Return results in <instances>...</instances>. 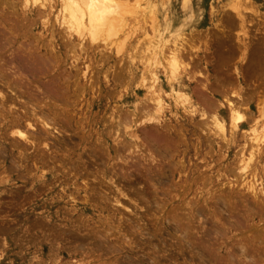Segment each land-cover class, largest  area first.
<instances>
[{
    "label": "rangeland",
    "instance_id": "374dc122",
    "mask_svg": "<svg viewBox=\"0 0 264 264\" xmlns=\"http://www.w3.org/2000/svg\"><path fill=\"white\" fill-rule=\"evenodd\" d=\"M3 1L0 0V72L5 74L0 75V91L4 98L0 96V264H111L115 259L127 256L124 251L133 253L132 258L143 264V261L146 264H200L202 262L196 256V249L200 248L204 251L202 257L205 264H264V172L258 170L253 174L255 168L264 167V163L260 164L263 158L256 156L248 161L249 146L244 150L242 145L247 147L250 134L247 132V138L242 134L234 138V131L229 129L231 126L227 110L228 101L233 104L237 102L239 106L243 100L246 105H240L241 110L237 109V112L245 116L243 130H250L254 126L264 130L261 126H264V0H190V8H183V0H127L130 1L129 7L131 4L133 6L130 12L126 6L128 14H123V23L131 28L118 31L117 35L109 37L104 43L99 40L92 43L95 47L91 52L85 45L73 47L75 44L67 40L64 28L55 23L54 11L47 16L41 14L40 6H30V2L27 7H23V0ZM230 5L239 10L242 8L239 11L241 19L237 18L243 23L234 18L236 13L233 14ZM155 10L157 12H153ZM224 13H228V16ZM167 17L173 23L169 33L166 31L163 34L164 42L169 40L166 42L167 45L170 43L169 47L173 41L182 42V39V44L190 39L187 44L191 46L184 43L185 48L200 47L198 54L195 50L190 51L193 57L190 56V60L196 66L200 62L198 68L201 73L195 71L189 77L196 74L191 78H197L198 81L193 79V82L191 79L190 92L201 111L198 108L199 112L191 115L172 102L163 114L151 113L160 121L157 131L148 128L156 122H146L153 118L151 114L141 117H145L142 120L145 122L138 119V123L124 124L122 118L128 120L130 113L138 112L139 107L146 111L149 107L144 105L151 106L141 85V75H147L141 71L142 61L137 58L141 60V54L143 56L144 44H141H148V40L143 38L153 33L150 27L156 18L161 25ZM229 18H234L237 25L232 21L227 22ZM195 30L198 34L194 33ZM191 32L195 34L194 38ZM126 33L132 36L127 38ZM188 36L191 38L188 39ZM138 40L140 50L134 47ZM132 48L134 50L131 51ZM242 50H245L246 55ZM133 51L142 53H135L134 58ZM167 53L164 50V54ZM18 67L21 68V75L18 74ZM205 77H208L209 82L205 81ZM191 88L198 93L203 90L198 96ZM46 91L51 94H48L50 97L45 94ZM201 95V99L206 100L204 104L208 100L211 108L203 107L201 99L197 98ZM219 102L222 106L220 115L226 123V134L223 136H220L222 134L213 126L211 119V115L216 112L212 107L219 108ZM207 109L209 112H204ZM43 116L46 120L51 117L52 121L48 122L51 125L49 131H42V136L47 134L43 137L47 140L42 139L47 142V147L41 145L43 142L38 138L33 140L34 147L33 143L23 142L17 137L15 132L19 129L15 119L30 122L34 119V130L41 132L39 129L43 127L39 126L41 121L38 117ZM24 117L29 118L27 120ZM133 130L136 132L133 137L126 134ZM28 131V135L35 133ZM144 132L149 136H145ZM147 137L152 138L149 141L151 144ZM13 138L19 139V142ZM38 140L40 146L37 145ZM125 143L127 146L130 144L129 150ZM237 160L241 161L240 164ZM37 169H43V172L49 174L50 182L47 187L38 188V192L33 189L31 192L26 180L30 171L38 176L40 172ZM254 176L258 178V198L255 199L246 191L244 193L247 195L239 192L234 194V190L247 189L246 186L253 182ZM65 219L70 222L67 228ZM30 224H34L31 232L28 229ZM175 229L179 230L178 233ZM107 242L115 250L114 253L107 250ZM119 251L123 254H117Z\"/></svg>",
    "mask_w": 264,
    "mask_h": 264
},
{
    "label": "bare ground",
    "instance_id": "6f19581e",
    "mask_svg": "<svg viewBox=\"0 0 264 264\" xmlns=\"http://www.w3.org/2000/svg\"><path fill=\"white\" fill-rule=\"evenodd\" d=\"M5 1V0H4ZM3 1V2H4ZM9 1V0H8ZM8 1H6V2H8ZM24 1V6L23 7H27V5H28V3L30 2V6L32 5V6H36V5H38L37 6V8H39V6H40V8L42 9V12H41V14H44V15H47V16H49L53 11L55 12V13H53V16H54V20H55V23H57V25L59 26V27H61L64 31H66V33L68 34H66L65 32H63L64 33V35H65V37L66 36H68V38H67V40L68 41H70V43L72 44V45H74L73 47L75 48H78L77 46H79V45H85V46H87V49L91 52V51H94V50H92L95 46H92V43H96V41H98L99 40V42L100 41H102L103 43L109 38V37H111V36H113V35H117L118 33V31H122V29H124V28H128L129 26L126 24V23H123V14L125 13V14H128V12H130V11H132V9H130V7L131 6H133L132 4L130 5V7H129V4H130V1L129 2H127V0H23ZM172 1V0H171ZM189 1L190 0H183L182 1V6H183V8H187V7H189L190 8V6H188L190 3H189ZM138 3V2H137ZM161 3V2H160ZM179 3H180V1H179ZM251 3V2H250ZM12 4H14V3H12ZM175 4V3H174ZM249 4V3H248ZM3 5V4H2ZM136 5H138V4H136ZM157 5H158V3H157ZM234 5H236V3L234 4ZM234 5H230V6H232L231 7V9H233L234 10V12H233V10H231L232 12H233V14L234 13H236V16H234V18H240L241 19V14H240V12L239 11H241V9L239 10V8H236V6L234 7ZM239 5V4H238ZM8 6V5H7ZM129 8V9H127V7ZM166 6V5H165ZM245 6H247V5H245ZM134 7H135V5H134ZM139 7V6H138ZM160 7H161V5H160ZM239 7H240V5H239ZM11 8V7H10ZM150 8L151 9H154L153 8V6H150ZM164 8V7H163ZM163 8H162V10H163ZM168 8V7H167ZM236 8V9H235ZM250 8V7H249ZM33 9V8H32ZM125 9H127L128 10V12H126L125 11ZM159 9V8H158ZM166 9V8H165ZM170 9V8H169ZM180 9V8H179ZM247 9V8H246ZM253 9V8H252ZM130 10V11H129ZM157 10V9H156ZM153 11V12H157V11ZM161 10V12H163ZM182 10V9H181ZM200 10V9H199ZM198 10V11H199ZM183 11V10H182ZM37 12H39V9H38V11ZM134 12H136V11H134ZM159 12V11H158ZM255 13V12H254ZM38 14V13H37ZM134 14V13H133ZM137 14V13H136ZM181 14V13H180ZM225 14V13H224ZM227 14V16H228V13H226ZM225 14V15H226ZM252 14V13H251ZM39 15V14H38ZM163 15V14H162ZM166 15V14H165ZM184 14H182V16H183ZM223 15V14H222ZM235 15V14H234ZM40 16V15H39ZM43 16V15H42ZM135 16V15H134ZM168 16H169V14H168ZM171 16V15H170ZM181 16V17H182ZM192 16V15H191ZM231 15L229 14V17H230ZM144 18V17H143ZM147 18H148V16H147ZM163 18V17H162ZM178 18V17H177ZM230 19L229 18V20L230 21H227V22H234L235 24H236V21H234L235 19ZM237 18V20H239ZM244 18V17H243ZM125 19V18H124ZM136 19H138V18H136ZM227 19V18H226ZM245 19H246V17H245ZM245 19L243 20V21H245ZM23 20H26V19H23ZM44 20H46V18L44 19ZM150 20H152L151 18H150ZM179 20V19H178ZM177 20V21H178ZM181 20V19H180ZM220 20V19H219ZM252 20V19H251ZM153 21V20H152ZM240 21V20H239ZM239 21H237V23L239 22ZM247 21V20H246ZM249 21V20H248ZM48 22V21H47ZM144 22V21H143ZM151 22V21H150ZM155 23L154 24H152V27H150V28H152L151 30H153V31H151V32H153V33H151V35H150V37H144L143 39H147L148 40V44H147V46L145 45V42L144 43H142L141 44V46L144 48V52H143V56H144V58L142 59V54H141V60H140V58H137V59H139V61H142L141 62V66H143V68H141V71H143L144 73H146V75L147 76H144L143 74L141 75V78H142V82H141V85H142V88H144V91H145V94H147L148 95V101H150V102H148V103H150L151 104V106H153V112L151 111V109H150V107L151 106H149V104L147 105L146 103H145V101H146V99H145V101H144V103L146 104V106L144 105V107H149L146 111H143L145 108H143V110H142V108L141 107H139L138 109H139V111L138 112H136V111H133V112H129L131 115V117L130 118H128V120L127 119H124V118H122L123 120V123L124 124H135V123H138V119H141V117L142 116H144L145 114L146 115H149V114H151V113H158V114H163L164 113V110L166 109V107L168 108L169 107V105H170V103H172L173 102V104L174 105H176V106H179V107H181L184 111H186L188 114H191V115H194V114H196V112H199V110H198V106H197V103H195V101H194V99H193V95H192V93L190 92V86H191V79H192V81H193V79L194 78H191V77H194V76H191V77H189L190 75H192L193 73H195V71H196V73H199L201 70L198 68V65L200 64V62H198L197 64V66L196 65H194L193 63H191V60H190V51H193V50H195V52L198 54V53H200V47H198L196 44H193V43H191V44H193L194 46L196 45L197 47H189V46H191L190 45V43L189 44H187V42H190L189 40V37L190 36H188V41L187 42H184V43H186V45H189V46H187V47H189V48H185V45H184V43L182 44V42L184 41L183 39L181 40L182 42H176V41H173V43L171 44V47H169V45H170V43H169V45H167L168 43H166V42H168L169 40H166V42H164V40H163V34H164V32H168L169 30H170V28L172 27V20L171 19H169V17H167V18H164V20H163V23L160 25V24H158L159 22H158V20H157V18H156V20L154 21ZM196 22V21H195ZM226 22V21H225ZM231 22V23H232ZM240 22H242V20L240 21ZM54 23V22H53ZM134 23V22H133ZM145 23V22H144ZM153 23V22H152ZM188 23V22H187ZM243 23V22H242ZM135 24V23H134ZM184 24H185V22H184ZM234 24V25H235ZM240 24V23H239ZM182 25V24H181ZM227 25V24H226ZM229 25V24H228ZM227 25V26H228ZM237 25V24H236ZM248 25V24H247ZM19 26V25H18ZM52 26V25H51ZM148 26H150V25H148ZM186 26V25H185ZM191 26V25H190ZM223 26V25H222ZM60 28V29H61ZM129 28H131V27H129ZM129 28H128V30H129ZM134 28V27H133ZM136 28V27H135ZM149 28V27H148ZM173 28H176V27H174L173 26ZM183 28H184V26H183ZM193 28V27H192ZM239 28H240V26H239ZM244 28H245V26H244ZM253 28V27H252ZM187 29H188V27H187ZM195 29V28H194ZM200 29H201V27H200ZM219 29H221V28H219ZM225 29V28H224ZM231 29V28H230ZM236 29V28H235ZM26 30V29H25ZM140 30H141V28H140ZM162 30V31H161ZM171 30H173V29H171ZM183 30V29H182ZM197 30V29H196ZM195 30V31H196ZM222 30V29H221ZM178 31V30H177ZM181 31V30H180ZM191 31V30H190ZM229 31V30H228ZM235 31V30H234ZM253 31V30H252ZM251 31V32H252ZM127 32V31H126ZM136 32V31H135ZM174 32V31H173ZM185 32V31H184ZM205 32V31H204ZM220 31H218V33H219ZM61 33V32H60ZM117 33V34H116ZM124 33V32H123ZM128 33V32H127ZM126 33V35H127V38L128 37H130V36H132V35H130V34H127ZM133 33V32H132ZM169 33V32H168ZM191 33H193V32H191ZM195 34H198L197 33V31L196 32H194ZM193 33V36H192V38H194V34ZM200 33V32H199ZM221 33H223V32H221ZM224 33H225V30H224ZM228 33V32H227ZM237 33V32H236ZM136 34V33H135ZM134 34V35H135ZM205 34V33H204ZM203 34V35H204ZM208 34V33H207ZM125 35V36H126ZM186 35V34H185ZM245 35H247V34H245ZM249 35V34H248ZM201 36V35H200ZM199 36V37H200ZM205 36V35H204ZM207 36V35H206ZM213 36V35H212ZM223 36V35H222ZM64 37V38H65ZM167 37V36H166ZM181 37H182V35H181ZM180 37V38H181ZM196 37V36H195ZM199 37H197L198 39H199ZM239 37V36H238ZM174 38V37H173ZM172 38V39H173ZM183 38V37H182ZM185 38V37H184ZM191 38V37H190ZM201 38V37H200ZM203 38V37H202ZM204 38H206V37H204ZM227 38V37H226ZM250 38V37H249ZM125 39H126V37H125ZM124 39V40H125ZM142 39V40H143ZM171 39V40H172ZM198 39H197V41H198ZM174 40V39H173ZM177 40V39H176ZM187 40V39H186ZM185 40V41H186ZM194 40V39H193ZM193 40H191L192 42H194ZM200 40H202V39H200ZM116 41H118V40H116ZM120 41V40H119ZM145 41V40H144ZM246 41V40H245ZM263 41V40H262ZM199 42V41H198ZM227 42V41H226ZM251 42H253L254 43V41H251ZM36 43V42H35ZM62 43V42H61ZM113 43V42H112ZM122 43V42H121ZM140 42H139V40H138V43H137V45L139 44ZM223 43H224V41H223ZM249 43V42H248ZM261 43V42H260ZM6 44H8V43H6ZM123 44V43H122ZM198 44H200V43H198ZM204 44V43H203ZM217 44V43H216ZM219 44V43H218ZM225 44V43H224ZM257 44V43H256ZM64 45V44H63ZM94 45H96V44H94ZM98 45V44H97ZM96 45V46H97ZM113 45V44H112ZM136 44L134 45V47L135 48H138L137 50H140L139 48H140V46L138 47ZM184 45V46H183ZM192 45V46H193ZM264 45V44H263ZM6 46H8V45H6ZM117 46V45H116ZM123 46V45H122ZM133 46V45H132ZM145 46V47H144ZM207 46V45H206ZM258 46V45H257ZM4 47V46H3ZM71 48H73L72 46H70ZM111 46H109V48H110ZM118 47V46H117ZM220 47V46H219ZM224 48H225V46H223ZM229 47H231V46H229ZM244 47V46H243ZM242 47V48H243ZM247 47V46H246ZM80 48H81V46H80ZM79 48V49H80ZM116 48V47H115ZM143 48H141V50L143 49ZM208 48V47H207ZM250 48V47H249ZM248 48V49H249ZM259 48H260V46H259ZM84 49V48H83ZM186 49H190V50H186ZM228 49V48H227ZM247 49V50H248ZM254 49H255V47H254ZM2 50H3V48H2ZM71 50V49H70ZM82 50V49H81ZM84 50H86V48L84 49ZM115 50V49H114ZM132 50H134V48H132L131 49V51ZM136 50V51H137ZM164 50H167V55H165L164 54ZM246 50V49H245ZM245 50H242L243 52L245 51ZM257 50H258V48H257ZM256 50V51H257ZM88 51V52H89ZM136 51H135V53H136ZM256 51H255V53H256ZM260 51V50H259ZM72 52V51H71ZM73 52H74V50H73ZM122 52V51H121ZM209 52V51H208ZM219 52H221V51H219ZM223 52V51H222ZM249 52V51H248ZM248 52H247V54H248ZM258 52V51H257ZM135 53H134V51H133V56H134V58H135ZM138 53V52H137ZM136 53V54H137ZM139 53H142L141 51L139 52ZM138 53V54H139ZM206 53V52H205ZM241 53V52H240ZM245 53V52H244ZM243 53V54H244ZM31 54V53H30ZM101 54V53H100ZM193 54H195V53H193ZM217 54V53H216ZM229 54V53H228ZM262 54V53H261ZM40 55V54H39ZM50 55V54H49ZM72 55H73V53H72ZM75 55V54H74ZM107 55V54H106ZM204 55V54H203ZM220 55V54H219ZM231 55V54H230ZM245 55H246V53H245ZM100 56V55H99ZM103 56V55H102ZM126 56V55H125ZM198 56V55H197ZM53 57H56V56H53ZM138 57V56H137ZM140 57V56H139ZM192 57V56H191ZM235 57V56H234ZM13 58V57H12ZM19 58V57H18ZM57 58V57H56ZM193 58V57H192ZM219 58V57H218ZM223 58V57H222ZM251 58V57H250ZM260 58V57H259ZM263 58V57H262ZM105 59V58H104ZM133 59V58H132ZM188 59L190 60V62H188ZM261 59V58H260ZM20 60V59H19ZM42 60V59H41ZM75 60V59H74ZM123 60V59H122ZM187 60V61H186ZM2 61V60H1ZM48 61V60H47ZM39 62V61H38ZM42 62V61H41ZM98 62V61H97ZM117 62V61H116ZM131 62H133L134 63V61L132 60ZM193 62V61H192ZM194 62H195V60H194ZM0 63H2V62H0ZM58 63V62H57ZM99 63V62H98ZM103 63H104V61H103ZM118 63H119V61H118ZM136 63V62H135ZM7 64V63H6ZM10 64H11V62H10ZM13 64V63H12ZM39 64V63H38ZM190 64H193V66H191ZM202 64V63H201ZM204 64H206V63H204ZM16 65V64H15ZM42 65H43V63H42ZM45 65V64H44ZM114 65H115V63H114ZM249 65V64H248ZM85 66V65H84ZM97 66V65H96ZM96 66H95V68H96ZM123 66V65H122ZM216 66V64L214 65V67ZM39 67V66H38ZM70 67V66H69ZM131 67V66H130ZM199 67H201V66H199ZM254 67H256V65L255 66H253V68ZM258 67V66H257ZM8 68V67H7ZM10 68V67H9ZM14 68H16V67H14ZM19 69H18V74L19 75H21L22 74V71L20 70L21 68L20 67H18ZM49 68H51V67H49ZM120 68V67H119ZM136 68V67H135ZM193 68V69H192ZM204 68V67H203ZM218 68V67H217ZM248 68H249V70H250V67L248 66ZM248 68L246 69V70H248ZM24 68H22V70H23ZM32 69H34V68H32ZM42 69V68H41ZM117 69V68H116ZM143 69V70H142ZM192 69V70H191ZM252 69V68H251ZM7 70V69H6ZM77 70V69H76ZM87 70V69H86ZM200 70V71H199ZM242 70V69H241ZM261 70V69H260ZM1 71V70H0ZM4 71V70H3ZM11 71V70H10ZM37 71V70H36ZM96 71V70H95ZM98 71V70H97ZM124 71V70H123ZM245 71V70H244ZM258 71V70H257ZM9 72V71H8ZM13 72V71H12ZM88 72V71H87ZM103 72V71H102ZM108 72H109V70H108ZM116 72V71H115ZM119 72V71H118ZM213 72H215V71H213ZM247 73H249V71H246ZM245 72V73H246ZM259 72V71H258ZM2 73H4V72H2ZM1 72H0V75L2 76V75H5V74H2ZM15 73V72H14ZM24 73H26L25 72V70H24ZM38 73V72H37ZM75 73H77V72H75ZM95 73V72H94ZM126 73V72H125ZM142 73V72H141ZM201 73V72H200ZM243 73V72H242ZM17 74V75H18ZM98 74V73H97ZM106 74V73H105ZM127 74V73H126ZM132 74V73H131ZM240 74V73H239ZM250 74V73H249ZM253 74H256V72L255 73H253ZM252 74V75H253ZM260 74V73H259ZM69 75V74H68ZM82 75V74H81ZM87 75V74H86ZM115 75V74H114ZM119 75V74H118ZM125 75V74H124ZM130 75V74H129ZM203 75L204 74H202V77H203ZM251 75V74H250ZM249 75V76H250ZM262 75V74H261ZM25 76V75H24ZM27 76V75H26ZM34 76V75H33ZM126 76V75H125ZM132 76V75H131ZM206 76H208V74L206 75ZM244 76H245V74H244ZM257 76V75H256ZM5 77V76H4ZM83 77V76H82ZM104 77V76H103ZM106 77V76H105ZM113 77V76H112ZM197 77V76H196ZM200 77V76H199ZM198 77V78H199ZM248 77V76H247ZM264 77V76H263ZM16 78V77H15ZM94 78H97V77H94ZM132 78V77H131ZM134 78V77H133ZM210 78V77H209ZM0 79H2V78H0ZM5 79V78H4ZM3 79V80H4ZM7 79V78H6ZM10 79V78H9ZM113 79H115V77L113 78ZM196 80H197V78H195ZM195 79H194V81H195ZM205 81L206 82H209L208 81V77H205ZM233 79V78H232ZM246 79V78H245ZM249 79H250V77H249ZM252 79V78H251ZM259 79V78H258ZM257 79V80H258ZM90 80V79H89ZM105 80V79H104ZM112 80V79H111ZM214 80V79H213ZM223 80V79H222ZM66 81V80H65ZM121 81H122V79H121ZM131 81V80H130ZM193 81V82H194ZM198 81V80H197ZM216 81V80H215ZM229 80H227V82H228ZM247 81V80H246ZM120 82V81H119ZM221 82V81H220ZM227 82H226V84H227ZM236 82V81H235ZM7 83V82H6ZM47 83H49V82H47ZM204 83V82H203ZM255 83V82H254ZM257 83H259V82H257ZM55 84V83H54ZM209 84V83H208ZM232 85H233V83H231ZM235 84V83H234ZM237 84V83H236ZM235 84V85H236ZM239 84H241V83H239ZM245 84H246V82H245ZM46 85V84H45ZM66 85V84H65ZM93 85V84H92ZM125 85V84H124ZM141 85H140V88H141ZM200 85H203V84H200ZM213 85V84H212ZM214 85H216V84H214ZM220 85H221V83H220ZM229 85V84H228ZM258 85V84H257ZM3 86V85H2ZM116 86V85H115ZM210 86H211V84H210ZM260 86V85H259ZM4 87V86H3ZM11 87H12V85H11ZM93 87V86H92ZM216 87V86H215ZM231 87H233V86H231ZM262 87V86H261ZM6 88V87H5ZM16 88V87H15ZM165 88H166V90H165ZM193 88V87H192ZM191 88V89H192ZM209 88H211V87H209ZM219 88H222V87H219ZM230 88V87H229ZM236 88V87H235ZM234 88V89H235ZM260 88V87H259ZM258 88V89H259ZM13 89V88H12ZM82 89V88H81ZM194 89H195V87H194ZM194 89H192L193 91H194ZM196 89H198V87H196ZM201 89V88H200ZM206 89V88H205ZM212 89H213V86H212ZM212 89H211V91H212ZM228 89V88H227ZM9 90V89H8ZM47 90V89H46ZM201 90H203V89H201ZM200 90V91H201ZM217 90V89H216ZM215 90V91H216ZM244 90H245V88H244ZM21 91V90H20ZM43 91V90H42ZM200 91H199V93H198V96H199V94H200ZM226 91H228V90H226ZM242 91V90H241ZM259 91V90H258ZM63 92H65V90L63 91ZM79 92H80V90H79ZM195 92V91H194ZM193 92V93H194ZM196 92H195V95H196ZM251 92V91H250ZM42 93V92H41ZM43 93H44V91H43ZM50 93H52V92H50ZM99 93V92H98ZM261 93V92H260ZM45 94H47V91H46V93ZM49 94V93H48ZM47 94V95H48ZM73 94V93H72ZM224 94V93H223ZM226 94V93H225ZM232 94V93H231ZM247 94V93H246ZM29 95V94H28ZM33 95V94H32ZM46 95V96H47ZM49 95H51V94H49ZM48 95V97H50ZM66 95V94H65ZM113 95V94H112ZM237 95V94H236ZM242 95V94H241ZM250 95V94H249ZM258 95V94H257ZM260 95V94H259ZM0 96L3 98V96H2V93H1V91H0ZM9 96V95H8ZM22 96V95H21ZM74 96V95H73ZM234 96V95H233ZM248 96V95H247ZM42 97V96H41ZM203 96L201 95L200 97H197V98H199V99H201ZM205 97V96H204ZM222 97V96H221ZM237 97L238 98H240L239 97V95H237ZM18 98V97H17ZM75 98V97H74ZM206 98V97H205ZM211 98V97H210ZM247 98H250V96L249 97H247ZM258 98V97H257ZM4 99V98H3ZM14 99V98H13ZM16 99V98H15ZM31 99V98H30ZM34 99V98H33ZM32 99V100H33ZM204 99V98H203ZM245 99V98H244ZM2 100V99H1ZM23 100V99H22ZM25 100V99H24ZM23 100V101H24ZM35 100H36V98H35ZM196 100V99H195ZM236 100V99H235ZM241 100H242V98H241ZM250 100V99H249ZM253 100V99H252ZM8 101V100H7ZM39 101V100H38ZM169 103H168V102ZM201 101L203 102H200L201 104H204V101H206V100H202L201 99ZM238 101V100H237ZM245 101V100H244ZM258 101H260V100H258ZM257 101V102H258ZM10 102V101H9ZM22 102V101H21ZM28 102V101H27ZM31 102V101H30ZM41 102V101H40ZM143 102V101H142ZM211 102V101H210ZM225 102H227V101H225ZM240 102V101H239ZM1 103V102H0ZM5 103H7V102H5ZM14 103H15V101H14ZM17 103V102H16ZM24 102H22V104H23ZM26 103V102H25ZM48 103V102H47ZM70 103V102H69ZM141 103V102H140ZM206 103V102H205ZM207 103H208V105H207ZM207 103H206V105L204 104V106L203 107H205V106H209V104H211V103H209L208 102V100H207ZM240 103H242V104H239V106L241 105H243V104H245V102H243V100H242V102H240ZM10 104V103H9ZM21 104V103H20ZM219 104H220V106H218L219 108H215V107H212V110H214L215 109V114H213V115H211L212 117H211V119H212V121H213V126H215L217 129H218V131L222 134V135H220V136H223V135H225L226 134V123H225V121L222 119V117H221V115H220V113L222 112V106H221V103L219 102ZM227 104V103H226ZM237 102L235 103V104H233V103H231L230 101H228V109L227 110H229V121H230V128L229 129H232L233 131H234V138H235V136L237 137L238 135H239V137H240V134H242V136L243 137H245V138H247L246 137V134H247V132H249V134H250V138L248 139L249 141H248V144H247V147L245 146V145H242V148L245 150L246 148H248V146H249V149H248V151H249V157H248V161H252V159L253 158H255L256 156H258L259 158L261 157V158H263V159H261L260 160V164H263L264 163V130L263 129H258V128H254V127H252V128H250V130H243V125H244V117L245 116H243L242 114H240L239 112H237L240 108H239V106H237ZM4 105V104H3ZM2 105V106H3ZM25 105V104H24ZM26 105H27V103H26ZM33 105V104H32ZM70 105V104H69ZM226 105V106H227ZM246 105V104H245ZM6 106V105H5ZM8 106V105H7ZM30 106V105H29ZM116 106V105H115ZM141 106H143V103H142V105ZM201 106V107H202ZM240 106V107H241ZM10 107H11V105H10ZM173 107V106H172ZM210 107V106H209ZM244 107V106H243ZM9 108V107H8ZM141 108V109H140ZM152 108V107H151ZM211 108V107H210ZM14 109V108H13ZM30 109V108H29ZM150 109V110H149ZM170 109H171V107H170ZM200 109V108H199ZM238 109V110H237ZM242 109V108H241ZM240 109V110H241ZM244 109V108H243ZM2 110V109H1ZM22 110V109H21ZM27 110V109H26ZM53 110V109H52ZM140 110H142V111H140ZM7 111V110H6ZM11 111V110H10ZM33 111H34V109H33ZM32 111V112H33ZM150 111V112H149ZM169 111H171V110H169ZM200 111H201V109H200ZM204 111V110H203ZM203 111H202V113H203ZM208 111V109L206 110V111H204V112H207ZM246 111V110H245ZM22 112V111H21ZM26 112H28V111H26ZM127 113L126 114H128V111H126ZM209 112V111H208ZM207 112V113H208ZM243 112V111H242ZM247 112V111H246ZM249 112V111H248ZM33 113H35V112H33ZM30 114V113H29ZM28 114V115H29ZM199 114V113H198ZM210 114V113H209ZM12 115V114H11ZM24 115H25V113H24ZM33 115V114H32ZM35 115V114H34ZM145 115V116H146ZM246 115H248V114H246ZM17 116H19V115H17ZM25 116H27V115H25ZM53 116H54V114H53ZM151 116H152V114H151ZM157 116V115H156ZM252 116V115H251ZM29 117H31V116H29ZM29 117H26L27 118V120H28V118ZM35 118H36V115L34 116ZM47 117V116H46ZM153 117V116H152ZM202 117V116H201ZM207 117V116H206ZM250 117V116H249ZM248 117V118H249ZM25 118V117H24ZM25 118V119H26ZM43 118L46 120V118H45V116H43L42 118L40 117H38V120L40 119V121L41 122H39V124H37V125H39V126H41L42 125V127H43V129L41 128V129H39V130H41V132L40 131H36V130H34L35 128H34V124L33 123H35L34 121V119H31V122L30 121H22L20 118L19 119H15V120H17L16 121V126H18V129L19 130H16V132H15V134L17 135V137L20 139V140H23V142L24 141H27L29 144L31 143H33V140L35 141L37 138L40 140V142H43L44 140H47V139H45V138H43L44 137V135L46 134H44L43 136H42V134H43V132H46V129L48 130V129H50L51 128V125H49L48 124V122L50 123V121H51V117L50 118H48V119H50L49 121H45V120H43ZM105 118V117H104ZM134 118V119H133ZM145 118V117H144ZM144 118L143 119H141V122H145V121H142V120H144ZM149 118H150V116H149ZM158 118V117H157ZM209 118H210V116H209ZM77 119H78V117H77ZM148 119V118H147ZM151 119V118H150ZM207 119V118H206ZM251 119H252V117H251ZM24 120V119H23ZM30 120V119H29ZM81 120V119H80ZM138 120V121H137ZM257 120V119H256ZM55 121V120H54ZM53 121V122H54ZM69 121V120H68ZM106 121V120H105ZM120 121V120H119ZM135 121H137V122H135ZM153 121H156V122H153ZM198 121V120H197ZM227 121V120H226ZM255 121V120H254ZM13 122H14V120H13ZM52 122V121H51ZM62 122V121H61ZM70 122V121H69ZM146 122H153V124H151V125H149L148 126V128L150 129V128H155V130H156V127L158 126V124L160 123V121L158 120V119H156V117L154 118H152L151 120H147ZM190 122V121H189ZM202 122V121H201ZM22 123H26L25 125L24 124H22ZM106 123V122H105ZM109 123V122H108ZM248 123V122H247ZM253 123V122H252ZM36 124V123H35ZM118 124V123H117ZM119 124H121V123H119ZM124 124H123V127H124ZM194 124H195V122H194ZM200 124V123H199ZM202 124V123H201ZM206 124V123H205ZM52 125H54V123L52 124ZM116 125V124H115ZM137 125V124H136ZM197 125V124H196ZM207 125V124H206ZM253 125V124H252ZM16 126H15V128H16ZM117 126V125H116ZM119 126V125H118ZM121 126V125H120ZM262 127H264L263 125H261ZM106 127V126H105ZM160 127H161V125H160ZM160 127H159V129H160ZM169 127V126H168ZM194 127H196V126H194ZM215 127H212V128H215ZM119 128V127H118ZM158 128V127H157ZM162 128V127H161ZM197 128V127H196ZM203 128V127H202ZM201 128V129H202ZM206 128V127H205ZM208 128V127H207ZM28 129L29 130H31V131H35V133L33 132V133H31L30 135H28V133L30 132V131H28ZM38 129V128H37ZM53 131L55 130V127L53 126ZM52 129H51V131H52ZM57 129H58V127H57ZM122 129V128H121ZM130 129V128H129ZM158 129V130H159ZM163 129H164V126H163ZM162 129V130H163ZM120 130V129H119ZM140 130H142V129H140ZM165 130H167V129H165ZM169 130V129H168ZM198 130H200V129H198ZM205 130V129H204ZM207 130V129H206ZM43 131V132H42ZM49 131V130H48ZM62 131H64V129L62 130ZM69 131V130H68ZM123 131V130H122ZM121 131V132H122ZM157 131V130H156ZM113 132V131H112ZM203 132V131H202ZM201 132V133H202ZM211 132V131H210ZM11 134H12V132H10ZM14 133V132H13ZM54 133V132H53ZM56 133V132H55ZM59 133V132H58ZM85 133V132H84ZM135 130H133L131 133H126L128 136H130V137H133L134 135H135ZM167 133V132H166ZM205 133V132H204ZM213 133V132H212ZM230 133V132H229ZM116 134H117V132H116ZM115 134V135H116ZM169 134V133H168ZM10 135V134H9ZM37 137H36V136ZM47 135V134H46ZM52 135V134H51ZM82 135V134H81ZM85 135H87V133L85 134ZM144 135H145V132H144ZM158 135V134H157ZM160 135V134H159ZM229 135V134H228ZM145 136H149V135H145ZM144 136V137H145ZM156 136V135H155ZM230 136V135H229ZM228 136V137H229ZM16 137V136H15ZM121 137V136H120ZM158 137V136H157ZM157 137H155V138H157ZM6 137H4V139H5ZM29 138H32V140H29ZM49 138V137H48ZM85 138V137H84ZM148 138V137H147ZM155 138H153V139H155ZM223 138H225V137H223ZM238 138V137H237ZM13 139H15V138H13ZM17 139V138H16ZM15 139V141H18V140H16ZM42 139H44L43 141H42ZM149 139V138H148ZM164 139V138H163ZM178 139V138H177ZM39 140L37 141L38 142V144L37 145H39L40 144V142H39ZM83 140V139H82ZM103 140V139H102ZM160 140H161V138H160ZM159 140V141H160ZM167 140V139H166ZM182 140V139H181ZM223 140V139H222ZM14 141V140H13ZM104 141V140H103ZM134 141V140H133ZM145 141H147V139L145 140ZM144 141V142H145ZM149 141H152V138L151 139H149L148 140V143H150L151 144V142H149ZM179 141V140H178ZM235 141V140H234ZM238 141V140H237ZM19 142V141H18ZM17 142V143H18ZM82 142V141H81ZM85 142H87V140H85ZM140 142V141H139ZM153 142H155L154 140H153ZM167 142V141H166ZM172 142V141H171ZM176 142V141H175ZM205 142V141H204ZM236 142V141H235ZM235 142H234V144H235ZM47 142L45 141V142H43V144H41V145H43V146H45V147H47L48 146V144H46ZM49 143V142H48ZM102 143V142H101ZM130 143V142H129ZM147 143V144H148ZM160 143H161V141H160ZM169 143V142H168ZM227 143V142H226ZM100 144V143H99ZM126 144V143H125ZM133 144V143H132ZM144 144V143H143ZM156 144V143H155ZM211 144V143H210ZM1 145V144H0ZM54 145V144H53ZM56 145V144H55ZM104 145V144H103ZM207 145V144H206ZM33 146L35 147V143H33ZM40 146V145H39ZM125 146V145H124ZM128 146H130V144H128ZM127 146V144H126V146L125 147H127L128 148V150H129V147ZM143 146V145H142ZM174 146V145H173ZM172 146V147H173ZM186 146V145H185ZM2 147V146H1ZM0 147V148H1ZM18 147H19V145H18ZM21 147V146H20ZM27 147V149H28V146H26ZM54 147V146H53ZM84 147V146H83ZM14 148V147H13ZM42 148V147H41ZM49 148V147H48ZM51 148V147H50ZM55 148V147H54ZM62 148V147H61ZM135 148H137V147H135ZM141 148V147H140ZM149 148V147H148ZM199 148V147H198ZM224 148V147H223ZM44 149V148H43ZM45 149H47V148H45ZM63 149V148H62ZM25 150V149H24ZM48 150V149H47ZM51 150V149H50ZM49 150V151H50ZM101 150V149H100ZM136 150V149H135ZM168 150H169V148H168ZM210 150V149H209ZM244 150H242V151H244ZM1 151V150H0ZM38 151V150H37ZM102 151V150H101ZM124 151V150H123ZM126 151H127V149H126ZM150 151V150H149ZM154 151V150H153ZM174 151V150H173ZM211 151V150H210ZM241 151V150H240ZM17 152V151H16ZM23 151H21V153H22ZM28 152V151H27ZM48 152V151H47ZM118 152V151H117ZM165 152V151H164ZM42 153H44V152H42ZM54 153V152H53ZM104 153V152H103ZM148 153V152H147ZM208 153V152H207ZM210 153V152H209ZM24 154V153H23ZM60 154V153H59ZM106 154V153H105ZM135 154V153H134ZM175 154V153H174ZM211 154V153H210ZM28 155H29V153H28ZM27 155V156H28ZM90 155V154H89ZM118 155V154H117ZM176 155V154H175ZM208 155V154H207ZM23 156V155H22ZM37 156V155H36ZM83 156V155H82ZM102 156V155H101ZM158 156V155H157ZM240 156V155H239ZM31 157V156H30ZM29 157V158H30ZM41 157H43V156H41ZM65 157V156H64ZM104 157V156H103ZM118 157V156H117ZM116 157V158H117ZM120 157V156H119ZM33 158V157H32ZM113 158V157H112ZM115 158V159H116ZM168 158V157H167ZM242 158V157H241ZM28 159V158H27ZM125 160V159H124ZM239 160V159H238ZM237 160V161H238ZM21 161V160H20ZM29 161V160H28ZM32 161V160H31ZM40 161V160H39ZM78 161H79V159H78ZM153 161V160H152ZM201 161V160H200ZM243 161V160H242ZM6 162V161H5ZM74 162V161H73ZM101 162H102V160H101ZM104 162V161H103ZM154 162V161H153ZM239 162V164H240V162L241 161H238ZM152 163V162H151ZM19 164V163H18ZM30 164V163H29ZM56 164V163H55ZM65 164V163H64ZM163 164V163H162ZM15 165H16V163H15ZM42 165H44V164H42ZM60 165V164H59ZM71 165V164H70ZM97 165V164H96ZM117 165V164H116ZM189 165V164H188ZM248 165V164H247ZM99 166H101V165H99ZM249 166H250V164H249ZM21 167H22V165H21ZM32 167V166H31ZM240 167V166H239ZM238 167V168H239ZM61 168V167H60ZM31 169V168H30ZM44 169V168H43ZM43 169H37V171H39L40 172V174L38 175V176H36V174H34L33 173V171L31 172H29L30 173V175H28V173H27V175H28V179L26 180L27 181V183L30 185V187H29V190L31 191V189H33L34 191H36L37 190V192H38V188H44L45 186L47 187L48 185H49V182H50V179H49V174H47V173H45V172H43L44 170ZM46 169V168H45ZM88 169H89V167H88ZM110 169V168H109ZM203 169V168H202ZM234 169V168H233ZM232 169V170H233ZM241 169V168H240ZM47 170V169H46ZM97 170V169H96ZM118 170V169H117ZM167 170V169H166ZM229 170V169H228ZM238 170V169H237ZM260 171V172H264V167H263V165L262 166H260L259 167V169L258 168H255L254 170H253V174H256V171ZM69 171V173H70V170H68ZM72 171H73V169H72ZM239 171H241V170H239ZM242 171H243V167H242ZM246 171H248V166H247V170ZM258 171V172H259ZM28 172V171H27ZM229 172H230V170H229ZM231 172H233V171H231ZM51 173V172H50ZM56 173V172H55ZM59 173V172H58ZM91 173V172H90ZM95 173V172H94ZM71 174V173H70ZM101 174V173H100ZM99 174V175H100ZM111 174V173H110ZM114 174V173H113ZM231 174V173H230ZM234 174V173H233ZM259 174V173H258ZM63 175V174H62ZM121 175V174H120ZM179 175V174H178ZM222 175V174H221ZM240 175V174H239ZM245 175H247V174H244V176ZM54 176V175H53ZM91 176H93V175H91ZM116 176V175H115ZM114 176V177H115ZM35 177H36V179H35ZM74 177V176H73ZM118 177V176H117ZM201 177V176H200ZM203 177V176H202ZM242 177V176H241ZM252 177V176H251ZM95 178V177H94ZM99 178H101L100 176H99ZM207 178H209V177H207ZM215 178H217V177H215ZM56 179V178H55ZM88 179V178H87ZM205 179V178H204ZM250 179V178H249ZM252 179V178H251ZM103 180V179H102ZM121 180V179H120ZM202 180V179H201ZM83 181V180H82ZM86 181H88V180H86ZM119 181V180H118ZM252 183L250 184H248V187L246 186V188L247 189H243V190H234V194H236V192H239V194L240 193H243V194H246V193H244L245 191L247 192V194H249L250 196H252V197H254L255 199L256 198H258V195H257V193H256V190H257V183H256V181H258V178L256 177V176H254L253 177V179H252ZM81 182V181H80ZM208 182V181H207ZM120 183V182H119ZM245 183V182H244ZM202 184V183H201ZM230 185V184H229ZM177 186V185H176ZM257 186V187H256ZM47 189V188H46ZM202 189V188H201ZM200 189V190H201ZM28 190V191H29ZM40 190V189H39ZM50 190V189H49ZM86 190V189H85ZM251 190V191H250ZM260 190V189H259ZM258 191V190H257ZM261 191V190H260ZM263 191V190H262ZM32 192V191H31ZM36 192V193H37ZM53 192V191H52ZM71 192V191H70ZM85 192V191H84ZM199 192V191H198ZM251 192H253V193H251ZM77 193V192H76ZM141 193V192H140ZM151 193V192H150ZM52 194V193H51ZM238 194V193H237ZM246 194V195H247ZM254 194V195H253ZM31 195V194H30ZM153 195V194H152ZM242 195V194H241ZM245 195V196H246ZM149 196H150V194H149ZM199 196V195H198ZM38 197V196H37ZM154 197V196H153ZM1 198V197H0ZM33 198H34V196H33ZM149 198V197H148ZM145 199V198H144ZM240 199V198H239ZM72 200H75V199H72ZM225 200V199H224ZM137 201H138V199H137ZM140 201V200H139ZM132 202V201H131ZM196 202V201H195ZM194 202V203H195ZM227 202V201H226ZM71 203H72V201H71ZM148 203V202H147ZM138 204V203H137ZM142 204V203H141ZM203 204V203H202ZM222 204V203H221ZM132 205V204H131ZM139 205V204H138ZM146 205V204H145ZM149 205V204H148ZM76 207V206H75ZM74 207V208H75ZM163 207V206H162ZM239 207V206H238ZM137 209V208H136ZM201 209V208H200ZM69 211V210H68ZM76 211V210H75ZM78 211V210H77ZM219 211V210H218ZM252 211V210H251ZM259 211V210H258ZM73 212V211H72ZM216 212V211H215ZM253 212V211H252ZM84 214V213H83ZM86 214V213H85ZM252 214V213H251ZM63 215H66V214H63ZM162 215V214H161ZM222 216V215H221ZM68 217V216H67ZM254 217V216H253ZM26 218V217H25ZM40 218V217H39ZM38 219V218H37ZM53 219V218H52ZM70 219V218H69ZM169 219V218H168ZM244 219V218H243ZM247 219V218H246ZM43 220V219H42ZM47 220V219H46ZM50 220V219H49ZM62 220H64V219H62ZM74 220V219H73ZM227 220V219H226ZM249 220V219H248ZM32 221V220H31ZM52 221V220H51ZM65 222H66V225H65V227L67 228L68 227V224L70 223L69 221H66V219H65ZM172 222V221H171ZM226 222V221H225ZM33 223V222H32ZM63 223V222H62ZM164 223V222H163ZM209 223V222H208ZM239 223H241V221L239 222ZM82 224H83V222H82ZM201 224V223H200ZM228 224V223H227ZM230 224V223H229ZM33 225L34 224H30V225H28L29 226V228L28 229H30V232L33 230ZM77 225V224H76ZM167 225V224H166ZM198 225V224H197ZM209 225V224H208ZM85 226V225H84ZM88 226V225H87ZM93 226V225H92ZM165 226V225H164ZM213 226V225H212ZM81 227V226H80ZM169 227V226H168ZM229 227V226H228ZM65 228V229H66ZM75 228H77L76 226H75ZM180 228V227H179ZM182 228V227H181ZM52 229H54V228H52ZM51 229V230H52ZM80 229V228H79ZM163 229H165V228H163ZM225 229V228H224ZM229 229V228H228ZM64 229H62V233L64 232L63 231ZM69 230V229H68ZM110 230V229H109ZM209 230H210V228H209ZM29 231V230H28ZM175 232H177V231H179V230H177V229H175L174 230ZM222 231V230H221ZM52 232V231H51ZM57 232H59V231H57ZM70 232H71V230H70ZM74 232H75V230H74ZM229 232V231H228ZM255 232V231H254ZM167 233V232H166ZM178 233V232H177ZM59 234V233H58ZM54 235V234H53ZM72 235V234H71ZM70 235V236H71ZM77 235V234H76ZM98 235V234H97ZM180 235V234H179ZM103 236V235H102ZM60 237V236H59ZM63 237H64V235H63ZM73 237V236H72ZM71 237V238H72ZM209 237V236H208ZM54 238H56V237H54ZM69 238V237H68ZM66 239H67V237H66ZM70 239V238H69ZM83 239V238H82ZM85 239V238H84ZM173 239V238H172ZM215 239V238H214ZM92 240V239H91ZM95 240V239H94ZM94 240H92V241H94ZM98 240V239H97ZM208 240H209V238H208ZM31 241V240H30ZM66 241H68V240H66ZM71 241V240H70ZM89 241V240H88ZM144 241V240H143ZM211 241V240H210ZM72 242V241H71ZM141 242V241H140ZM4 244V243H3ZM102 245H103V243H101ZM140 244V243H139ZM152 244V243H151ZM225 244V243H224ZM106 245H107V250H109V253H114L115 252V250L111 247V245H110V243L109 242H107L106 243ZM209 245V244H208ZM148 246V245H147ZM203 246V245H202ZM201 246V247H202ZM114 247V246H113ZM116 247V246H115ZM197 247V246H196ZM91 248H92V246H91ZM157 248V247H156ZM150 249V248H149ZM190 249V248H189ZM143 250V249H142ZM175 251V250H174ZM196 251H197V254L198 255H196L198 258V260H200V262H202L203 264H205L204 263V261H203V257H202V255H203V248H200V249H196ZM124 252H126L127 253V256H125V257H119L118 259H115V261H114V263L112 262L111 264H143L142 262H139L138 263V261H136V260H134L133 258H132V255H133V253H129L128 251H124ZM102 253V252H101ZM123 254V252H121V251H119L117 254ZM166 253V252H165ZM174 253V252H173ZM168 254V253H167ZM215 254V253H214ZM239 254V253H238ZM112 255V254H111ZM244 255V254H243ZM249 255V254H248ZM195 256V257H196ZM157 257V256H156ZM169 257V256H168ZM258 257V256H257ZM112 258V257H111ZM256 258V257H255ZM261 258V257H260ZM114 259V258H113ZM112 259V260H113ZM140 259V258H139ZM150 259V258H149ZM236 259V258H235ZM141 260V259H140ZM262 260V259H261ZM73 261V260H72ZM195 261V260H194ZM145 264H146V262L145 261H143ZM152 262H153V260H152ZM173 262V261H172ZM225 262V261H224ZM231 262V261H230ZM202 263H200V264H202ZM220 263V262H219ZM250 263V262H249ZM97 264V263H96ZM189 264V263H188ZM196 264V263H195Z\"/></svg>",
    "mask_w": 264,
    "mask_h": 264
}]
</instances>
